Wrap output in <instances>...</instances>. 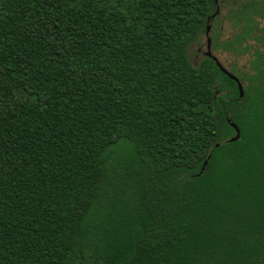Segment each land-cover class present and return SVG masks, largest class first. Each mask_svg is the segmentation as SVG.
<instances>
[{"label":"trees","instance_id":"16d2710c","mask_svg":"<svg viewBox=\"0 0 264 264\" xmlns=\"http://www.w3.org/2000/svg\"><path fill=\"white\" fill-rule=\"evenodd\" d=\"M0 264H264V0H0Z\"/></svg>","mask_w":264,"mask_h":264},{"label":"rangeland","instance_id":"374dc122","mask_svg":"<svg viewBox=\"0 0 264 264\" xmlns=\"http://www.w3.org/2000/svg\"><path fill=\"white\" fill-rule=\"evenodd\" d=\"M225 8L221 7L220 12V22L210 23L209 36L217 35L219 40H223L230 37L234 30L230 25L229 21L223 18L222 13H224ZM214 27V31L211 28ZM206 50V36L205 33L197 41H193L188 46V56L192 64H198L202 58L203 52ZM212 53L217 56L220 62L226 67H234L238 71H243L247 68V55H237L230 51H223L222 49H214L211 47Z\"/></svg>","mask_w":264,"mask_h":264},{"label":"water","instance_id":"95a60500","mask_svg":"<svg viewBox=\"0 0 264 264\" xmlns=\"http://www.w3.org/2000/svg\"><path fill=\"white\" fill-rule=\"evenodd\" d=\"M209 30H210V24L208 23V19H207V24H206V27H205V36H206V50L204 51V54L207 55V56H210L214 62L216 63V65L220 68V70L222 72H224L229 78L233 79L238 87V91H239V96L241 97L243 95V86H242V83L240 81V79L234 74L232 73L229 69H227L221 62L220 60L217 58L216 55H214L212 53V50H211V38L209 36ZM228 123L232 126V128L234 129V135H232L231 137H229L227 140L228 141H233V140H236L239 138V128L238 126L232 122L230 120L229 117H226ZM215 145H218V143H216ZM207 162V158L203 161V165L200 169V172L204 169L205 167V164Z\"/></svg>","mask_w":264,"mask_h":264},{"label":"flooded vegetation","instance_id":"af4514ba","mask_svg":"<svg viewBox=\"0 0 264 264\" xmlns=\"http://www.w3.org/2000/svg\"><path fill=\"white\" fill-rule=\"evenodd\" d=\"M204 53V52H203Z\"/></svg>","mask_w":264,"mask_h":264}]
</instances>
